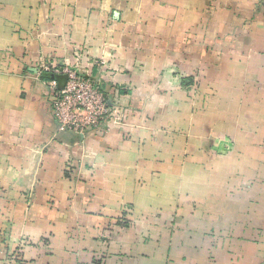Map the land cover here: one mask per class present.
<instances>
[{
    "label": "crops",
    "instance_id": "crops-1",
    "mask_svg": "<svg viewBox=\"0 0 264 264\" xmlns=\"http://www.w3.org/2000/svg\"><path fill=\"white\" fill-rule=\"evenodd\" d=\"M0 264H264V0H0Z\"/></svg>",
    "mask_w": 264,
    "mask_h": 264
},
{
    "label": "built area",
    "instance_id": "built-area-1",
    "mask_svg": "<svg viewBox=\"0 0 264 264\" xmlns=\"http://www.w3.org/2000/svg\"><path fill=\"white\" fill-rule=\"evenodd\" d=\"M38 72L52 71L67 75L65 85L58 91L53 105L54 117L64 130L84 134L87 129L99 128L103 122L119 123L121 114L113 110L100 85L78 66L41 65Z\"/></svg>",
    "mask_w": 264,
    "mask_h": 264
},
{
    "label": "trees",
    "instance_id": "trees-1",
    "mask_svg": "<svg viewBox=\"0 0 264 264\" xmlns=\"http://www.w3.org/2000/svg\"><path fill=\"white\" fill-rule=\"evenodd\" d=\"M67 76V75H66ZM67 81V80H66Z\"/></svg>",
    "mask_w": 264,
    "mask_h": 264
}]
</instances>
